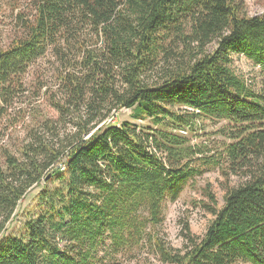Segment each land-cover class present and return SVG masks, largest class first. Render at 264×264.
<instances>
[{
	"label": "trees",
	"instance_id": "obj_1",
	"mask_svg": "<svg viewBox=\"0 0 264 264\" xmlns=\"http://www.w3.org/2000/svg\"><path fill=\"white\" fill-rule=\"evenodd\" d=\"M29 8L17 36L0 39V126L48 54L51 71L34 98L58 118L40 117L16 150L0 147V264H106L145 246L164 263L264 264V87L233 65L238 53L264 71V14L249 15L242 0H32ZM123 108L152 125H105ZM202 118L227 121L219 158L188 135ZM218 166L240 181L226 185L222 207L206 188L213 221L200 236L186 224L175 248L160 232L166 198ZM43 180L40 211L4 234Z\"/></svg>",
	"mask_w": 264,
	"mask_h": 264
},
{
	"label": "rangeland",
	"instance_id": "obj_2",
	"mask_svg": "<svg viewBox=\"0 0 264 264\" xmlns=\"http://www.w3.org/2000/svg\"><path fill=\"white\" fill-rule=\"evenodd\" d=\"M242 1L249 15L264 14V0ZM31 3L32 0H0V39L3 43L7 44L17 36L16 34L21 28L20 21L17 20L18 14L25 17L29 12ZM49 58L48 54L45 58L39 59L38 64L30 72H27L28 74L25 76L26 85H24L26 90L14 99L16 101L9 111L10 115L1 122L0 147L7 146L14 151L22 141L29 138L28 133L34 130L40 117L58 118V112L41 99L42 96L38 99L34 98L37 88L50 74ZM233 65L237 72L247 78L248 82L257 90L264 87L263 68L256 65L249 57L233 53ZM134 114V109L123 108L108 119L105 125H121L123 121L132 122L143 128L152 125L149 118L135 119ZM226 126L227 121L225 120L202 118L188 131V135L192 143L209 147V149H206L209 150L207 155H217L223 143L229 140L225 131L227 130ZM215 158H219V155ZM225 160L222 159L223 166L226 164ZM239 181L240 178L236 175L224 176L220 166L206 169L203 174L188 179L176 199H171L170 196L166 198L165 218L160 227V232L165 236V240L175 248H182L184 244L183 229L186 224H189L194 234L203 235L214 219V215L206 207V204H211L210 198L207 197L206 188L211 189L217 198L218 206L222 207L225 203L223 196L226 194V185H234ZM46 182V180H43L41 186L29 190L28 194L18 204L14 216L7 224L6 230H4V234H18L21 232L20 230H22L28 216L40 211L38 204L39 192ZM107 243L109 244V242ZM153 251L152 247L145 246L135 251L134 256L120 254L116 259L107 256L105 262L106 264H171L161 262L159 255H156ZM98 254L103 256L108 253L105 247H100Z\"/></svg>",
	"mask_w": 264,
	"mask_h": 264
},
{
	"label": "built area",
	"instance_id": "obj_3",
	"mask_svg": "<svg viewBox=\"0 0 264 264\" xmlns=\"http://www.w3.org/2000/svg\"><path fill=\"white\" fill-rule=\"evenodd\" d=\"M62 168H64V165L62 166Z\"/></svg>",
	"mask_w": 264,
	"mask_h": 264
},
{
	"label": "water",
	"instance_id": "obj_4",
	"mask_svg": "<svg viewBox=\"0 0 264 264\" xmlns=\"http://www.w3.org/2000/svg\"><path fill=\"white\" fill-rule=\"evenodd\" d=\"M49 177H50V175H49Z\"/></svg>",
	"mask_w": 264,
	"mask_h": 264
}]
</instances>
